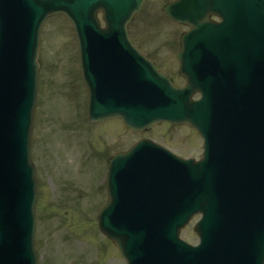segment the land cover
Returning a JSON list of instances; mask_svg holds the SVG:
<instances>
[{
    "label": "water",
    "instance_id": "1",
    "mask_svg": "<svg viewBox=\"0 0 264 264\" xmlns=\"http://www.w3.org/2000/svg\"><path fill=\"white\" fill-rule=\"evenodd\" d=\"M141 2L0 0V264H36L30 127L39 29L56 13L72 21L79 40L89 121L122 118L144 131L161 121L186 123L204 139L196 164L146 143L110 161L98 226L127 264H264V33L255 40L247 32L253 20L264 31V0H179L163 8L193 28L183 49L239 48V96L233 90L198 103L189 99L193 84L175 89L130 46L126 25ZM103 5L102 30L95 11ZM210 14L227 19L228 38H220L221 24L208 23ZM196 211L201 243L191 248L177 234Z\"/></svg>",
    "mask_w": 264,
    "mask_h": 264
},
{
    "label": "rangeland",
    "instance_id": "2",
    "mask_svg": "<svg viewBox=\"0 0 264 264\" xmlns=\"http://www.w3.org/2000/svg\"><path fill=\"white\" fill-rule=\"evenodd\" d=\"M163 1L145 0L129 23L128 33L139 49L170 74L166 53L176 49L185 28L159 17ZM38 63L31 131V159L37 178L38 264H125L96 223V213L106 201L103 177L108 157L146 136L182 155L197 154L196 138L183 126L157 125L145 135L128 131L115 119L89 124L77 42L71 24L62 15L43 24ZM196 219L180 233L191 244L197 242L192 229Z\"/></svg>",
    "mask_w": 264,
    "mask_h": 264
},
{
    "label": "flooded vegetation",
    "instance_id": "3",
    "mask_svg": "<svg viewBox=\"0 0 264 264\" xmlns=\"http://www.w3.org/2000/svg\"><path fill=\"white\" fill-rule=\"evenodd\" d=\"M168 55V62H169V67H173L174 64H176V61H175V58H174V55L172 54H169V53H166ZM172 78L173 80L176 82V83H181L183 81V79L181 77H179L177 75V73H173L172 75Z\"/></svg>",
    "mask_w": 264,
    "mask_h": 264
}]
</instances>
